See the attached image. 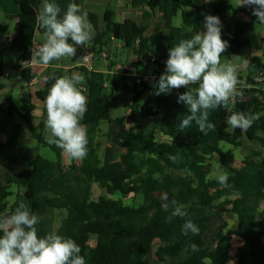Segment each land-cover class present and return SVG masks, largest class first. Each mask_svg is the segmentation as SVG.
Listing matches in <instances>:
<instances>
[{
  "label": "trees",
  "instance_id": "trees-1",
  "mask_svg": "<svg viewBox=\"0 0 264 264\" xmlns=\"http://www.w3.org/2000/svg\"><path fill=\"white\" fill-rule=\"evenodd\" d=\"M165 1L172 4V15L183 5L182 0H148L147 5L153 12L160 9ZM14 2L21 9L20 28L10 37L8 26L0 25V72L4 68L7 49L18 50L21 55L16 63L17 71L4 81L0 80V93L7 87L6 82L14 85L20 81L29 85L34 78L31 68L23 69L21 63L32 54L33 41L40 26L37 21L39 11L29 0ZM142 4L143 1L139 0L136 5ZM212 6L223 25L222 39L229 42L221 58L231 59L240 55L251 46L246 36L255 30L256 18L251 15V22H237L231 27L227 12L233 10L232 5L226 0H214ZM113 15L110 11L106 13L101 31L98 17L88 13L95 30L91 42L93 47L77 46L73 62L81 61L90 52H100L114 39L123 43L124 48L134 50L140 59L139 67L149 66V60L157 56V67L165 68L169 49L181 39H189L198 32L191 29L184 18V26L180 28H172L167 34L160 32L146 36L148 29L144 25L130 19L116 23ZM98 46L100 51H96ZM246 71L245 80L238 78L248 85L245 88L248 95L242 100L239 98L233 107L234 112L258 113L260 118L247 132L239 128L230 130L227 123L231 115L229 108L218 107L210 110L209 116L215 130L205 135L195 124L185 132H179V123L188 110L177 100L179 94L188 89L156 95L155 84L159 77L154 78L151 84H143L140 88L134 86V100L128 114L113 119L106 89L109 82H112V92L117 89V77L110 78L81 68L80 72L86 77L84 94L88 98L87 113L82 123L87 127L89 141L88 154L82 160L67 158L61 149L48 145L44 139L46 109L43 101L54 83L52 77L64 76L62 72L49 76L45 88L35 94L44 108L38 125L31 120L37 107L30 94L24 95L20 109L11 97H6L8 107L0 103V135L8 127L12 129L11 142L22 135V125L13 124L14 117L18 115L31 138L49 148L55 159H46L38 154L27 169L14 177L11 171L19 165L23 150L19 149L16 156H9L0 140L4 175L0 180V216L10 215L14 210L15 203L10 205L8 200L13 196L11 190L15 186L24 190L23 201L42 217L38 225L40 236L49 233L44 221L48 210L65 213L56 232L73 238L80 245L81 255L85 256L87 264H152V256L161 264H228L233 237L242 240L235 253L236 264H264V168L254 172L244 170L258 166L247 158L238 168L234 153V149L242 146L244 138L264 148V82L254 81L257 74L264 72L262 60L252 58ZM146 120H151V132L145 126ZM103 122L114 123L118 127L113 142L123 150L119 167L111 166L110 159L106 162L101 159V146L96 138ZM155 132H159L166 141H158ZM215 159L222 169L229 171V187H221L215 179H206L214 171ZM94 184L105 190L109 197L120 195L123 199L133 198L135 201L125 205L121 199L109 197L101 196L94 200ZM171 200L183 205L187 215L166 222L171 209L164 211V204ZM19 201L18 198L16 202ZM209 211L213 217L208 216ZM226 214L237 218L236 230L229 229L224 217ZM212 218H219L222 224L214 245L207 246L205 236ZM187 219L199 226L198 235L184 236L181 233V225ZM92 238L96 239L93 247L90 246ZM192 244L198 245L199 251H192Z\"/></svg>",
  "mask_w": 264,
  "mask_h": 264
},
{
  "label": "clouds",
  "instance_id": "clouds-1",
  "mask_svg": "<svg viewBox=\"0 0 264 264\" xmlns=\"http://www.w3.org/2000/svg\"><path fill=\"white\" fill-rule=\"evenodd\" d=\"M236 6L251 7L252 15L264 23V0H237ZM61 11L59 4L44 0L37 14V21L46 30L44 42L32 51L31 64L49 65L63 57H74L77 46L90 45L93 41L94 27L88 20V13L82 11L79 4L69 3L63 16ZM222 27L218 16L205 14V31L181 39L169 49L166 69L155 84V94L188 89L180 93L177 100L188 110L179 123V132H185L193 124L205 135L214 131L215 125L209 119L210 110L227 108L236 98L242 100L243 92L237 86L248 87L238 78L237 65L231 61L221 62V55L229 47V42L222 39ZM52 79L54 83L43 101L46 109L44 139L48 145L61 149L69 159L82 160L88 154L89 143L87 127L82 123L88 104L83 89L86 77L72 72L70 76ZM191 85L198 87L192 88ZM259 118L258 113L233 112L227 123L233 129L247 132ZM206 179H215L221 187L230 186L226 171L210 173ZM13 202L15 207L11 214L0 216V264H87L80 245L73 238L56 231L40 236V214L23 200ZM169 209L171 212L166 222L187 215L183 205L176 200L164 204V211ZM199 232V226L191 219L181 225L184 236L198 235ZM191 248L194 252L199 251L196 244Z\"/></svg>",
  "mask_w": 264,
  "mask_h": 264
},
{
  "label": "crops",
  "instance_id": "crops-1",
  "mask_svg": "<svg viewBox=\"0 0 264 264\" xmlns=\"http://www.w3.org/2000/svg\"><path fill=\"white\" fill-rule=\"evenodd\" d=\"M31 5L37 9L38 11L41 10L42 4L44 3V0H29ZM142 5H136L139 0H50V2H54L60 5L62 11L61 16H63L64 11H66L67 5L69 3H76L81 6L82 11H86L87 13L95 14L99 19V30L104 29V23L101 25L100 19L101 17L103 20L105 19V15L108 11L112 12L113 20L116 23H123L126 20L130 19L136 22L137 24L144 25L147 27L148 31L145 34L146 36H152L156 33L164 32L165 34L169 33V31L172 28H180L184 26V18L188 20V22L191 25V29H197L198 32L205 31L204 29V19L205 14L215 15L213 10V1L214 0H182L183 5L181 6L180 10L175 14L172 15V4L165 1L164 5L156 10L151 11L150 8L147 5L148 0H142ZM229 4L232 5L233 10H230L227 12V21L228 25L231 27H234L237 22H251V15H252V8L251 7H237V0H226ZM105 4L103 7L99 4ZM21 13V9L19 6H17L14 2V0H1L0 3V25L8 26L10 37L17 34L20 28V19L19 15ZM216 16V15H215ZM253 16V15H252ZM10 17V18H9ZM255 17V16H254ZM256 18V17H255ZM89 20V16H88ZM90 21V20H89ZM256 25L263 26L262 35L264 38V24L259 22L256 18ZM102 26V27H101ZM45 29L39 26L35 38L33 41V46L40 45L44 42V33ZM194 36V35H193ZM249 40L248 35L246 36ZM250 41V40H249ZM71 42V41H70ZM263 42V41H262ZM114 43H118L120 47H124L123 43H120L119 41H116L112 39V41L109 43L107 48L109 49L111 46H113ZM251 43V41H250ZM264 43V42H263ZM9 45V44H8ZM93 47V44L86 45V48ZM251 47V46H250ZM249 47V48H250ZM9 48V46H8ZM107 48H104L103 50L106 51ZM35 50L34 48L32 51ZM120 50V49H118ZM96 51H100L99 46L96 47ZM109 51V50H108ZM107 52V51H106ZM110 52V51H109ZM130 53H132L134 56L130 58L129 61H127L125 64H137L139 63V58L135 55L134 50H129ZM99 53V52H98ZM5 55V64L3 70L0 72V80L4 81L10 74H13L17 71V61L21 55L20 51L18 50H12L7 49L4 53ZM32 56V54H31ZM31 56L28 58L29 61L31 60ZM258 57L262 60L264 64V52H255L252 56V58ZM71 62H67L66 64L63 63H57V64H51L49 65H33L30 63L29 66L24 68H31L33 73V80L32 82L27 84H16L12 85L11 83L6 82L7 87L0 93V103L5 104V108L8 107V103L6 102V97H11L14 104L18 109L21 108V100L24 97L25 94H30L32 97L33 103L36 105L37 109L32 115V121L35 125H38L40 118L43 115L44 108L43 105L37 100L35 97L36 92H39L43 90L46 86L47 79L49 76H56L58 72H62L64 76H70L72 72H80L81 67H79V62L75 63L73 62V57H70ZM7 62L10 64L9 69L6 70V64ZM116 59L112 57V54L109 55L106 60H98L95 64V67L93 71L100 72L104 75H107L108 77L112 78L116 77H123L122 75V67L124 64L116 63ZM245 64L241 69L238 70L239 75H241L244 79H246L247 76H243L242 74H247L246 66ZM139 66V65H138ZM158 69V70H157ZM166 67L164 68H156L152 66L146 65L145 67H139V74H142L144 76H149L151 78H158L162 73L165 72ZM244 72V73H243ZM242 73V74H240ZM150 74V75H149ZM159 75V76H157ZM118 80V79H117ZM122 82L125 83V85H128V83H131L132 80H134L133 77H128L126 79H122ZM238 90H240L239 86ZM247 96H244L245 98ZM242 98V99H243ZM127 115V114H126ZM13 124L22 125L23 133L19 138L11 142V136H12V129L11 127H8L3 134L0 135L1 142L6 146L5 152L8 155V152H11L9 156H16L19 149L23 150V155L21 157L19 167L20 169L14 170V167L11 171L12 176L17 177L19 173L27 169L30 161H32L38 154H42L44 150H46L45 147L41 146L36 140L31 138V134L28 131L25 123L20 118V116L16 115L13 119ZM248 140L246 138L243 139L242 144L247 142ZM250 143V145H249ZM248 146H252L256 143L249 142ZM252 144V145H251ZM49 149V148H48ZM239 149V148H238ZM33 152L31 156H27V152ZM263 151V160H264V148L262 147ZM237 149H234V153L236 156ZM49 149V151H46V154L49 157H45L46 159L54 160L55 155L52 153ZM243 161V160H242ZM241 161V162H242ZM22 162H25V165L21 164ZM264 162V161H263ZM67 163H69V160L67 159ZM236 163L238 164V158L236 157ZM264 165V163H263ZM259 167V165L257 166ZM256 167V168H257ZM264 168V167H263ZM0 169L3 171V164L0 162ZM261 169V168H259ZM246 171L254 172L255 170H250L248 168H245ZM225 171V170H223ZM227 173H229L227 171ZM230 175V174H229ZM4 178V175H3ZM2 180V179H0ZM13 189V188H12ZM16 190V192H15ZM15 190H11L13 192V196L9 198V204L12 205L19 197L17 196V188ZM23 190V189H22ZM264 208V204H263ZM46 216V215H45ZM45 218V217H44ZM234 219L237 221V218L234 216ZM45 221V219H44ZM228 223V222H227ZM238 226V221H237ZM229 229L230 226H229ZM237 228H232V230H236ZM239 239V238H238ZM241 240V239H239ZM233 242V238H232ZM233 245V244H232ZM242 245V240L241 244ZM239 246V247H240ZM238 247V248H239ZM233 248V246H232ZM237 248V249H238ZM236 252V251H235ZM232 256V253H231ZM235 257V254H234ZM236 258V257H235ZM236 264V263H235Z\"/></svg>",
  "mask_w": 264,
  "mask_h": 264
},
{
  "label": "rangeland",
  "instance_id": "rangeland-1",
  "mask_svg": "<svg viewBox=\"0 0 264 264\" xmlns=\"http://www.w3.org/2000/svg\"><path fill=\"white\" fill-rule=\"evenodd\" d=\"M99 5H101L103 7L105 4L103 3V4H99ZM100 22H101V25H103L104 20L102 17L100 19ZM262 30H263V26L256 25L255 30L248 34L249 40L251 41V47L245 48L241 52L240 55L233 56L231 59L221 58V62L231 61L233 64L238 66V70H239L243 66H245V64L249 63V61L252 59V56L255 52H264V43L262 42V37H263ZM118 49H120V50H118ZM106 51H107V54L108 53H109V55L112 54V57H114L120 65L121 64L126 65L125 63L127 61H129L130 58H132V56H134L132 53L129 52L128 49H126L124 47H120L118 43H114L113 46H111L109 49L107 48ZM67 62H69V63L71 62L70 57H63L60 60H54V61L50 62L49 66L51 64H57V63L66 64ZM129 64H132V63H129ZM9 66H10V64L7 62L6 70L9 69ZM240 74H242V73H240ZM242 75L244 77L247 76L246 72H245V74H242ZM121 78L124 80L127 77L123 76ZM121 78L117 77L118 86H117V89L115 91L112 92V89H111L112 82H109L107 84L108 89H106V95L108 97V103L111 107V113H112L113 119H116L119 117H124V116H126V114H128L129 107L132 105L133 100H134V95H135L134 94L135 93L134 92V86L131 84L125 85V83L122 82ZM239 78L245 80L243 77H239ZM131 82H134V80H132ZM17 84L20 85V83H17ZM238 86L240 87L239 88L240 91L243 92V97L247 96L248 94H247L245 88L241 87L240 85H238ZM229 112H230V114H232L234 112V108H230ZM145 126H146L147 130L149 132H151V130H152L151 120H146ZM230 130H232L231 126H230ZM117 133H118V127L116 124H114V123L109 124L107 122H103V123H101V125L99 127V133H98L97 138H96V141L101 146L100 156H101L102 161L106 162L107 159L112 160L111 166H113V167H119L121 165V157L123 155V150L118 148L113 142L117 137ZM155 136L157 137L158 141H160V142L166 141V139L159 132H155ZM248 143H249V141L243 143L242 146L239 149H237V152H236V157L238 158L237 167L240 168L242 166L241 161L247 158L250 161H252L253 163H257L259 165V167L256 168L254 166H249L246 168H248L250 170H256L259 168H263L264 167V165H263L264 160H263L262 146L259 143H256L253 145L251 144L252 146H248ZM249 145H250V143H249ZM46 151L48 152L49 149L46 148V150H44L43 153L40 155L45 156V157H49L46 154ZM8 153H9L8 155H10L11 152H8ZM27 153H28L27 156H31L32 154H34V151L33 152L29 151ZM52 153H50L51 156H52ZM21 164L25 165V162H22ZM20 168L21 167H19V166H15L14 170H17ZM223 170L224 169H222L220 167V165L218 164V160L215 159L213 173H215L216 171H223ZM226 172H227V170H226ZM0 179H3V171L1 169H0ZM17 191H18L17 196L19 197V200H24V197H23V191L24 190L18 189ZM15 192H16V190H15ZM101 196L102 197H109L105 190L101 189L97 184H94V186H93V199L98 200V198ZM109 198H113L116 200L121 199L125 205H131L135 201V199H133V198L123 199L120 195H116L114 197H109ZM10 202H13V201L10 200ZM208 216L213 217L214 214L209 211ZM64 217H65L64 212H56L53 210H48V212L44 218L45 219V225H46L48 232L57 231V229L60 226L61 221ZM224 217H225L226 221L228 222L231 229L237 228V221L234 219V215L226 214ZM221 224H222V222L219 218H212L211 221L209 222V230L205 236V241H206L207 246H212L216 242V240L218 238V236H217L218 230H219ZM95 243H96V239L92 238L90 241V246L93 247L95 245ZM232 244H233L232 245L233 246L232 256L230 257L228 264H235L236 263L237 260L234 257V254L236 253L235 251L237 250V248L240 246L241 240H239L237 237H233ZM151 263L152 264H161L154 258V256L151 257Z\"/></svg>",
  "mask_w": 264,
  "mask_h": 264
},
{
  "label": "built area",
  "instance_id": "built-area-1",
  "mask_svg": "<svg viewBox=\"0 0 264 264\" xmlns=\"http://www.w3.org/2000/svg\"><path fill=\"white\" fill-rule=\"evenodd\" d=\"M39 45H35L32 47V49L38 47ZM108 57V54L105 50H101L99 53L96 52H90L87 55H85L83 57V59H81V61H79V67L81 68H85L88 71H93L96 62L100 59V60H106ZM158 58L157 56H153L150 60H149V64L152 67H157L156 62H157ZM24 67H27L30 65V61L29 59H24L21 63ZM122 75L123 76H128V77H133L134 78V82L128 83L127 84H131L133 86H137V87H141L143 84H151L153 78L149 77V76H144L142 74H139V66L136 64H126L122 67ZM240 77H242L241 75H238ZM254 81L257 83H262L264 82V72H260L259 74H257L254 78ZM239 100V98H236L235 101H231L228 108H233L235 103Z\"/></svg>",
  "mask_w": 264,
  "mask_h": 264
},
{
  "label": "water",
  "instance_id": "water-1",
  "mask_svg": "<svg viewBox=\"0 0 264 264\" xmlns=\"http://www.w3.org/2000/svg\"><path fill=\"white\" fill-rule=\"evenodd\" d=\"M17 83H20V81H18Z\"/></svg>",
  "mask_w": 264,
  "mask_h": 264
}]
</instances>
